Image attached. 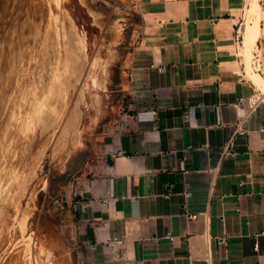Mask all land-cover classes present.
<instances>
[{"label": "crops", "instance_id": "obj_1", "mask_svg": "<svg viewBox=\"0 0 264 264\" xmlns=\"http://www.w3.org/2000/svg\"><path fill=\"white\" fill-rule=\"evenodd\" d=\"M251 2L137 1L124 108L58 206L72 264H264V89L251 77L264 84V0L259 73Z\"/></svg>", "mask_w": 264, "mask_h": 264}, {"label": "rangeland", "instance_id": "obj_2", "mask_svg": "<svg viewBox=\"0 0 264 264\" xmlns=\"http://www.w3.org/2000/svg\"><path fill=\"white\" fill-rule=\"evenodd\" d=\"M43 1L46 2L0 0V188L9 190L8 196L0 199L1 264L10 263L21 250L18 222L34 189L32 214L24 240L32 234L33 252L43 241L52 247L56 264H72L68 242L58 221V206L71 180L77 178L93 156L92 143L105 122L117 117L124 108L125 94L119 86L120 60L133 45L138 0H66L65 8L57 14L62 37L57 35V26L50 21V10ZM64 13L70 16L84 39L85 58L76 57ZM119 15L125 20L120 23V39L116 42L108 29ZM111 51L115 59L107 68L108 83L103 90L97 87L96 79L109 61ZM95 63L96 67L88 76ZM68 66L73 68L70 77L66 73ZM57 74L68 86L65 100L60 102L55 86ZM77 76H80L79 80ZM83 90L85 98L78 106L81 144L67 156L62 151L65 139L62 130L74 114L78 95ZM57 108L58 119L52 114ZM43 146L47 147L45 156L35 179H31L35 158ZM66 174L69 175L63 179ZM26 183L30 186L18 211L17 194L20 195ZM30 264L35 263L31 260Z\"/></svg>", "mask_w": 264, "mask_h": 264}, {"label": "bare ground", "instance_id": "obj_3", "mask_svg": "<svg viewBox=\"0 0 264 264\" xmlns=\"http://www.w3.org/2000/svg\"><path fill=\"white\" fill-rule=\"evenodd\" d=\"M29 1H31V0H29ZM65 1L66 0H46L47 3L45 1H43V3L45 2V4H44L45 7L46 8H49V10H50V16H49L50 17V21H53L54 26H57L56 27L57 28V35L58 36L60 35V37H62V33H60L61 32V28L60 27L58 28V26L61 23L58 22L59 21V18H58V15L57 14H59V11L60 10H62L63 8H65ZM260 8L261 7H259V5H258V0H252L251 7H250V14H249V18L247 20L248 21L247 22V25H248V27L250 29V34H251L250 36L251 37H250L249 40H246V43H245V45H246V53H247V56H248V60H247L248 61V67L247 68L249 70V73H251L252 49H253L254 44H255V41H256V39L258 38V35H259V33H258V31H259L258 25H259L260 18H261V9ZM65 15H66V21L69 22L68 24L70 26V32L72 34L71 35V40H72V43L75 46L76 57H78V58L79 57H84L85 58L86 57L85 56L86 45H85L84 39H83L82 35L78 32V30L75 28L76 26L74 25L73 20L70 18V16L67 13ZM62 17H64V16H62ZM123 20H125L124 16L123 15H119L118 16V20H116L114 23H112V25L108 29V33L113 34L114 40L116 42H118L119 39H120V32H121V29H122V25L120 23ZM58 23H60V24H58ZM251 23L254 24V28L252 27L253 29L251 28V25H252ZM256 29H258V31ZM55 32H56V30H55ZM114 59H115V54H114L113 51H111L110 52L109 61H107L105 63V65L103 64L104 67L101 69V71L99 73V76L96 79V85H97L98 88H101L103 90L106 88V85L108 83V73H109L107 68L114 61ZM94 67H96V63L92 65L90 71L88 72V76L92 72V70H93ZM72 69L69 66L66 69V73H67V75H69V77L73 75V70ZM251 77L253 78V80L255 81V83L261 89L262 88L264 89V84H263V81H262V79H261L260 76H258V75H251ZM79 78H80V76H77V80H79ZM62 80H64V79H62ZM62 80L60 79V75L57 74V82L55 83V86H56V89H57V101L58 102L65 100V92H67V87H68V86L65 85V82H63ZM78 96H79V99L77 101L78 103H77V107L75 109V112H74L73 115H71L69 117V119L67 120V122H66V124H65V126H64V128L62 130L63 138H65L64 139V145H63V150L62 151L67 156L70 154V151L74 147L78 146V144H79V138H78V136H79V133H80L79 125H80L81 113L79 111L78 106L80 105L79 103H82L84 101L85 91L84 90L81 91L80 92V95H78ZM52 114L57 115V119H58L59 114H60L58 108L57 109H54L52 111ZM8 144H11V143H8ZM46 149H47V147L46 146H43V148H41V150L37 154V156L35 158L34 167L32 168V171H31V176H32L31 179H35V176L37 175V168L39 167V165L41 164V162L43 160V157L45 156ZM57 150H58V148H57ZM54 151H56V148H55ZM66 155H64V156L66 157ZM69 159H70V156H69ZM3 174H4V172H3ZM28 185L26 183V185L20 190V192H19L20 195L17 194L18 197L16 198V205H17L18 211H20L21 199L28 192V190H27L28 189ZM35 192H36V190L34 189L32 191V193H31L30 197H29V201H28L27 207L25 208V210L23 212V216H22L21 220L18 222V224H19V234H20V238L22 239V241H21V250H20L19 254L16 257H13L11 259L10 263H8V264H30L31 263V260H33L35 264H56L55 261H54V254H53L52 247L49 244L46 245L42 241L39 244H37V247H36L35 251L33 252V250L31 249L32 234H30V237L29 238H27L26 240H24L25 237L27 236L26 235V232H27V228H28V219H29V217L32 214V211H31V208H32L31 201H33V199L35 197ZM8 194H9V190L3 189L2 187L0 188V199L6 198L8 196ZM15 207L13 208V211L14 212H15V210H14ZM6 229H8V228H5V230ZM9 240L10 239L8 238L7 242ZM16 240H17V238H16ZM45 241H47V239H45ZM5 244H7V243H5ZM53 245H54V243H53ZM1 247H2V243L0 244V248Z\"/></svg>", "mask_w": 264, "mask_h": 264}, {"label": "built area", "instance_id": "obj_4", "mask_svg": "<svg viewBox=\"0 0 264 264\" xmlns=\"http://www.w3.org/2000/svg\"><path fill=\"white\" fill-rule=\"evenodd\" d=\"M238 43H239V46H242V43H243V38L238 36ZM251 67H252V70L256 73H259L260 70L262 69V61H261V55L259 54L258 50L255 51L254 55H253V58H252V61H251ZM83 222H87L86 220H83Z\"/></svg>", "mask_w": 264, "mask_h": 264}, {"label": "trees", "instance_id": "obj_5", "mask_svg": "<svg viewBox=\"0 0 264 264\" xmlns=\"http://www.w3.org/2000/svg\"><path fill=\"white\" fill-rule=\"evenodd\" d=\"M69 174H66V175H64L62 178L64 179V178H67V176H68Z\"/></svg>", "mask_w": 264, "mask_h": 264}]
</instances>
